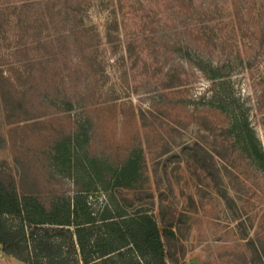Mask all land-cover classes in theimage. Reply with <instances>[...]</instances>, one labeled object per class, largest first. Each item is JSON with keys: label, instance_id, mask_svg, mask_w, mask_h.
Instances as JSON below:
<instances>
[{"label": "rangeland", "instance_id": "1", "mask_svg": "<svg viewBox=\"0 0 264 264\" xmlns=\"http://www.w3.org/2000/svg\"><path fill=\"white\" fill-rule=\"evenodd\" d=\"M245 121L264 150V0H0V179L19 193L99 185L137 150L139 179L92 186L97 209H149L168 264H264Z\"/></svg>", "mask_w": 264, "mask_h": 264}, {"label": "trees", "instance_id": "2", "mask_svg": "<svg viewBox=\"0 0 264 264\" xmlns=\"http://www.w3.org/2000/svg\"><path fill=\"white\" fill-rule=\"evenodd\" d=\"M238 135H244L245 148L264 166V150L248 122L238 128ZM141 164L135 150L99 185L88 170L86 183L73 194L48 203L0 179L3 250L29 264H168L158 221L149 209L125 213L111 196L97 209L90 199L92 186L109 192V187L133 185Z\"/></svg>", "mask_w": 264, "mask_h": 264}, {"label": "crops", "instance_id": "3", "mask_svg": "<svg viewBox=\"0 0 264 264\" xmlns=\"http://www.w3.org/2000/svg\"><path fill=\"white\" fill-rule=\"evenodd\" d=\"M0 264H28L12 255L7 254L0 243Z\"/></svg>", "mask_w": 264, "mask_h": 264}]
</instances>
